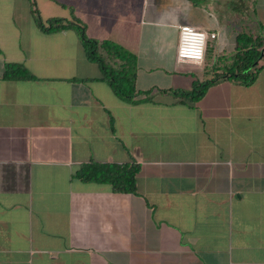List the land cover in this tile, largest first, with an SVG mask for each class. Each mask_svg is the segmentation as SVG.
Here are the masks:
<instances>
[{"label":"crops","instance_id":"obj_1","mask_svg":"<svg viewBox=\"0 0 264 264\" xmlns=\"http://www.w3.org/2000/svg\"><path fill=\"white\" fill-rule=\"evenodd\" d=\"M73 16L135 53L150 100L119 98L75 30L37 23ZM180 25L215 34L210 60L177 62ZM235 28L264 36V0H0V264H264V56L250 85L159 93L213 74ZM90 160L137 164L136 191L78 180Z\"/></svg>","mask_w":264,"mask_h":264},{"label":"trees","instance_id":"obj_2","mask_svg":"<svg viewBox=\"0 0 264 264\" xmlns=\"http://www.w3.org/2000/svg\"><path fill=\"white\" fill-rule=\"evenodd\" d=\"M37 23L39 28L48 32L64 29L75 30L83 45L86 58L99 66L101 79L109 84L119 98L128 102H135L134 98L139 94H145L147 100L152 98L148 96L151 91L139 92L136 89L137 57L134 52L114 41L96 40L89 37L85 25L74 16L72 19L49 18L46 24L42 19H38ZM236 38L235 52L226 60L216 59L213 62L214 67L210 69L213 74L202 81H195L189 90L175 89L170 92L162 90L159 93H171L175 100L193 104L206 93L212 84L221 80L234 81L242 85L252 84L260 68L258 63L264 56V36L244 31L239 32ZM207 44L205 58L208 61L213 54ZM3 76L10 80L33 78L19 63H6ZM138 172L139 166L134 163L118 164L90 160L81 164L74 176L82 182L109 184L116 193H134Z\"/></svg>","mask_w":264,"mask_h":264},{"label":"built area","instance_id":"obj_3","mask_svg":"<svg viewBox=\"0 0 264 264\" xmlns=\"http://www.w3.org/2000/svg\"><path fill=\"white\" fill-rule=\"evenodd\" d=\"M179 34H178V43H177V50H176V60L179 63H187L193 65H201L204 61L205 56V49L207 44V39L214 38V33H207L204 30L197 29L190 25H180L179 26ZM203 47V60L202 62H193L188 57L180 58L179 54L180 51L184 48H200Z\"/></svg>","mask_w":264,"mask_h":264},{"label":"clouds","instance_id":"obj_4","mask_svg":"<svg viewBox=\"0 0 264 264\" xmlns=\"http://www.w3.org/2000/svg\"><path fill=\"white\" fill-rule=\"evenodd\" d=\"M203 52L204 49L203 47L200 48H184L180 51V58L182 59L183 57H188L191 61L193 62H202L203 60Z\"/></svg>","mask_w":264,"mask_h":264},{"label":"rangeland","instance_id":"obj_5","mask_svg":"<svg viewBox=\"0 0 264 264\" xmlns=\"http://www.w3.org/2000/svg\"><path fill=\"white\" fill-rule=\"evenodd\" d=\"M245 15H246V12H245ZM239 32H240V29L239 28H235L233 33H235V34L237 33L238 34ZM245 32H247V30H245Z\"/></svg>","mask_w":264,"mask_h":264}]
</instances>
